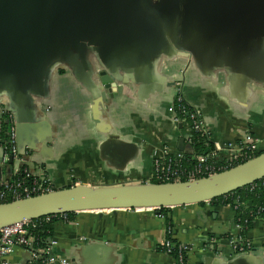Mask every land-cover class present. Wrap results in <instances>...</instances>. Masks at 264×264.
I'll list each match as a JSON object with an SVG mask.
<instances>
[{"label": "crops", "instance_id": "obj_1", "mask_svg": "<svg viewBox=\"0 0 264 264\" xmlns=\"http://www.w3.org/2000/svg\"><path fill=\"white\" fill-rule=\"evenodd\" d=\"M263 3L152 0L142 15L132 1L112 2V15L87 35L50 29L45 44L35 39L43 51L38 69H10L7 76L17 62L0 55V114L7 109L15 131L18 124L21 171L46 177L54 190L145 183L154 159L194 154L190 128L179 126L173 110L178 91L197 114L217 164L244 157L247 136L264 152ZM100 73L114 80L109 89ZM109 142L129 147L119 149L124 159L132 157L124 166V159L105 154ZM10 176L3 166L2 178ZM234 217L231 205L218 202L164 215L74 213L54 223L47 246L56 242L55 261L45 264H176L161 250L167 238L186 247L188 264H264V218L246 235L250 251L235 254ZM29 260L21 250L9 258L11 264Z\"/></svg>", "mask_w": 264, "mask_h": 264}, {"label": "water", "instance_id": "obj_2", "mask_svg": "<svg viewBox=\"0 0 264 264\" xmlns=\"http://www.w3.org/2000/svg\"><path fill=\"white\" fill-rule=\"evenodd\" d=\"M126 1L135 3L136 9L140 10L142 15L150 11L149 4L152 2V0H0V55L3 62L7 57L11 62H17L12 64V67L8 65L7 76L14 74L10 69L24 70L28 66L38 69L44 63L41 56L43 51L41 47L38 48L35 39H38L40 45L45 44L50 29L72 36H77L80 31L87 35L92 30L90 27L96 26L97 20L112 15L107 12L112 2L122 5ZM151 12L154 14L152 10ZM216 14L221 12L216 11ZM20 46L24 48L19 50ZM38 49H41L38 51L40 56L36 54ZM7 64L5 62L6 66ZM100 75L102 83H109L106 84V89H109L114 80L105 73ZM5 111L11 114L14 120V115L7 109ZM1 116L0 114V120ZM181 125L179 124L180 127ZM17 129L18 124L15 131V155H9L6 161L0 137V179H3V166L10 169L11 176L21 170L22 165L21 163L17 165V162L24 157L25 147L19 144ZM183 142L179 141L181 151ZM28 148L31 151V147ZM104 148L107 156L119 161L125 158L119 149H129L127 145L112 142L105 144ZM130 158L124 159L121 166ZM263 178L264 152L238 166L193 181L104 187L77 185L55 189L50 193L0 204V229L22 221L61 214L118 210L159 211L198 205L231 195Z\"/></svg>", "mask_w": 264, "mask_h": 264}, {"label": "built area", "instance_id": "obj_3", "mask_svg": "<svg viewBox=\"0 0 264 264\" xmlns=\"http://www.w3.org/2000/svg\"><path fill=\"white\" fill-rule=\"evenodd\" d=\"M175 101L177 103L185 102L178 91ZM186 103V102H185ZM187 105V103H186ZM184 113V107H181ZM190 115L189 113H186ZM7 117L9 123L8 140L3 145L4 161L7 160L9 155H15V128L13 125L12 115H3ZM176 120L182 124L184 121ZM192 128L203 134L205 133L197 114L192 112L190 115ZM0 120V130H1ZM1 132V131H0ZM191 132V129H190ZM245 147L244 151L255 153L257 146L252 142L250 136L244 139ZM246 155V154H245ZM214 151L206 156H196L195 154L185 155L178 153L175 155H167L161 158L153 160L152 175L145 183L153 184H166L177 183L185 181H193L200 178H205L216 173L230 169L234 160H226L223 164H217L215 162ZM250 190L261 189L264 200V178L259 182L247 187ZM53 186L51 182L44 176H35L27 171H17L9 180L0 179V204L6 203V200L16 201L20 199H26L46 193L52 192ZM238 199V198H237ZM235 209L241 207L238 200L234 201ZM68 214H61L55 216H49L32 221H22L7 227L0 229V264H11L9 258L17 251L21 250L30 256V261H35L46 255V262L52 263L55 261L51 255V249L56 245L55 241H51L46 250L40 252L33 251L34 238L30 234V231L36 229L41 223H49L53 220L68 222ZM240 230L239 226H237ZM170 235V231H167ZM231 247L235 254H245L250 251L249 243L246 241L242 244V240L238 235L236 238L231 239ZM162 252L172 256L176 264H188L186 255L187 249L183 245L177 244L171 239L167 238L162 245ZM61 264H67L65 260L61 261Z\"/></svg>", "mask_w": 264, "mask_h": 264}, {"label": "trees", "instance_id": "obj_4", "mask_svg": "<svg viewBox=\"0 0 264 264\" xmlns=\"http://www.w3.org/2000/svg\"><path fill=\"white\" fill-rule=\"evenodd\" d=\"M181 107H184L185 109L184 113L182 112ZM173 110L175 112L176 117L179 120L184 121V123H186L191 129L190 144L194 149V154L196 156H206L211 152H213V147L209 142V138L207 137V135L201 132H197L192 128L190 115L192 114L193 111L190 109V107L186 105L185 102L177 103L174 100ZM186 113H189L190 115H187ZM8 114L9 113H5V115ZM1 126L2 127L0 130L1 131L0 137L4 145L8 140V134L10 130L7 117L2 118ZM244 153L246 155L242 158H238L234 160L230 168L238 166L248 161L249 159L255 158L256 156L260 155L263 152L256 150L255 153H250L247 151H244ZM262 196H263L262 190L259 188L255 190H250L249 188H245L226 197H222L214 201H211V202H218L224 205L232 206L235 213L234 224L236 226H239L240 228L239 236L242 240V244L245 242L246 235L248 231L251 230L254 220L256 218H264V200ZM235 200H238L239 204L244 206L235 209V204H234ZM8 202H11V200H6V203ZM165 211L166 209H161L155 212H157L158 215H164ZM73 216L74 213L68 214L67 215L68 221H70ZM56 221L58 220H53L49 223L43 222L39 227L30 231V234L34 238L33 251L41 253V251L46 250L47 241L51 237L52 227ZM46 258L47 256L43 254L39 259L32 262L29 260L26 264H45Z\"/></svg>", "mask_w": 264, "mask_h": 264}, {"label": "flooded vegetation", "instance_id": "obj_5", "mask_svg": "<svg viewBox=\"0 0 264 264\" xmlns=\"http://www.w3.org/2000/svg\"><path fill=\"white\" fill-rule=\"evenodd\" d=\"M3 115H5V114H3ZM3 115L1 116V121H2V118L4 117Z\"/></svg>", "mask_w": 264, "mask_h": 264}]
</instances>
